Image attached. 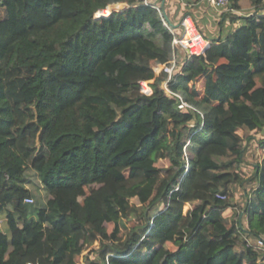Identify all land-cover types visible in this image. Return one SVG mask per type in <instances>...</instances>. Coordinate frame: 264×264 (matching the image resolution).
<instances>
[{
  "label": "trees",
  "instance_id": "obj_1",
  "mask_svg": "<svg viewBox=\"0 0 264 264\" xmlns=\"http://www.w3.org/2000/svg\"><path fill=\"white\" fill-rule=\"evenodd\" d=\"M240 1L219 15L205 0H165L172 24L191 15L210 44L178 60L169 88L187 106L173 95L168 121L165 92L140 90L183 33L162 0H0V264H77L96 234L111 242L91 264H260L250 241L264 232V0L245 13ZM112 4L120 12L93 18ZM29 170L40 207L24 202ZM157 189L115 241L130 200Z\"/></svg>",
  "mask_w": 264,
  "mask_h": 264
},
{
  "label": "rangeland",
  "instance_id": "obj_2",
  "mask_svg": "<svg viewBox=\"0 0 264 264\" xmlns=\"http://www.w3.org/2000/svg\"><path fill=\"white\" fill-rule=\"evenodd\" d=\"M246 4H247V6H250L251 5L250 0H247ZM224 10L225 9H223L221 11H217V13L219 12L218 14L221 15ZM193 12L196 13V11H193ZM196 16L199 20V25L204 28L203 31H205L208 35H210L212 33V26H211V24L209 25L208 19L204 17V13L198 11L196 13ZM213 21L215 22V21H217V19H213ZM213 27H215V26H213ZM176 48H178V47H176ZM196 86L198 87V84H196ZM168 101H170L169 98L166 99L163 107H165L167 109L168 121H169V118H170V110L168 108L169 104H166ZM243 131H240V135L243 138H245L246 136H248L249 133H247L248 131H246L244 129H243ZM175 132H176L175 123H174V132L173 133H171V130L168 126V131H167L164 142L167 144L168 143L170 144V142L175 137ZM263 135L264 134L261 133V136H263ZM247 147L248 148L244 154V158L246 159L247 164H244L242 169H243V171H245L247 174L250 175V173L252 172V165H250V164H252L254 162V155L256 154V152L255 153H254V151L252 152V148H250V146H247ZM165 153H166V149L164 150V154ZM163 165H165L164 159H162L159 162V167H162ZM167 165H168V163H166V167H167ZM26 179H27V184H28L27 187L30 188L32 190V192L34 193V198H33L34 203L33 204L36 205V207H40V206L44 205L46 203L47 196H46L45 191L42 189V186H41V183L38 179L37 173L35 171H32V170L27 171L26 172ZM250 185L245 184L244 187L249 188ZM244 187H238L237 189H234V191H233L234 195L232 197L234 203L241 204V199H242L241 194L244 191L243 190ZM158 197H159V189H157L155 194L153 193L150 198H144L142 196H137V197L130 200L128 207L125 210V214H124V211L121 212V217L123 219L124 224L119 229L117 236L115 238V241H118V239H120L122 235L126 234L133 227L136 220L141 218L142 214L147 210V208L150 205L153 204V201L156 200ZM156 208L160 209V207H156ZM187 208L189 209L190 206L187 205ZM232 212L233 211L231 209H227L224 211V216L226 218H229L232 215ZM241 216H242V213H241ZM5 221H6V218H4V214H3V218L0 217V226L3 228L5 226ZM95 237L96 238H95L94 244L91 247H89L88 249H86L77 258V264H91L93 261H95L97 255L99 254V252H98L99 248H101L105 245H109V243L111 242V241L109 242V241L102 239L98 234H96ZM250 242H252V240Z\"/></svg>",
  "mask_w": 264,
  "mask_h": 264
},
{
  "label": "built area",
  "instance_id": "obj_3",
  "mask_svg": "<svg viewBox=\"0 0 264 264\" xmlns=\"http://www.w3.org/2000/svg\"><path fill=\"white\" fill-rule=\"evenodd\" d=\"M210 6L215 9H225L229 5V0H205ZM120 4V3H118ZM116 4L109 5L103 10L98 11L94 14V19L101 16H109L113 12H120V10L115 9ZM127 8L124 6V9ZM123 9V10H124ZM122 10V11H123ZM181 27L183 33L179 39H174L173 44L176 47H181L188 56H201L205 50L209 47V41L204 37L201 31L198 29L194 19L191 15H185L181 20ZM177 50V49H176ZM177 53L174 52L172 58L165 64H157L154 66L155 77L151 80H145L140 82V90L145 95H151L154 88L157 86L161 88L166 95V98L171 99L172 96L179 98L178 108L182 109L187 104L182 100L178 94L171 92L169 88V82L173 76V73L178 64ZM262 156L264 157V146L261 148ZM217 197L223 199L224 196L217 194ZM24 202L26 204H33L34 199L31 197L25 198ZM251 246L259 252V262L264 264V232L259 236L255 237ZM31 264V263H29Z\"/></svg>",
  "mask_w": 264,
  "mask_h": 264
},
{
  "label": "crops",
  "instance_id": "obj_4",
  "mask_svg": "<svg viewBox=\"0 0 264 264\" xmlns=\"http://www.w3.org/2000/svg\"><path fill=\"white\" fill-rule=\"evenodd\" d=\"M247 0L245 1V0H241L240 1V7H241V12L242 13H245V12H249L250 10H251V5L250 6H247ZM247 7V8H246ZM217 33H218V31H217V28L216 27H212V33H211V35H212V37H215L216 35H217ZM176 53H177V56H178V58H179V60H183L184 58H185V56H186V53H185V51L181 48V47H178L177 48V50H176ZM240 131H243V129H240V130H238L237 132L239 133V135H240ZM244 132V131H243ZM247 133H249V132H247ZM249 135V134H248ZM241 136V135H240ZM258 137H261V134H259L258 135ZM250 148H252V152L254 151V153L256 152L255 150V147H256V144H255V139H252L251 141H250ZM252 146V147H251ZM252 159V158H251ZM253 164L254 163H252V167H253ZM0 217L1 218H3V214H1L0 215ZM4 218H6V215L4 214ZM5 223H6V221H5ZM4 230V228L3 227H1L0 226V231H3Z\"/></svg>",
  "mask_w": 264,
  "mask_h": 264
},
{
  "label": "water",
  "instance_id": "obj_5",
  "mask_svg": "<svg viewBox=\"0 0 264 264\" xmlns=\"http://www.w3.org/2000/svg\"><path fill=\"white\" fill-rule=\"evenodd\" d=\"M164 2H165V0H162V4H161V9H162V11H163V17H164V20H165V21L169 24V26H170L171 28H173V29H176V28L181 27V21H180L178 24H176V25H174V24H172V23L170 22L168 16L166 15V13H165V11H164ZM93 18H94V16H93Z\"/></svg>",
  "mask_w": 264,
  "mask_h": 264
}]
</instances>
